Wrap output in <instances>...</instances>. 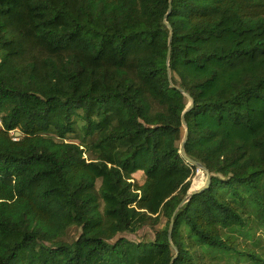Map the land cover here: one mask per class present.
I'll list each match as a JSON object with an SVG mask.
<instances>
[{
	"label": "trees",
	"instance_id": "trees-1",
	"mask_svg": "<svg viewBox=\"0 0 264 264\" xmlns=\"http://www.w3.org/2000/svg\"><path fill=\"white\" fill-rule=\"evenodd\" d=\"M169 8L0 0V264H264V0Z\"/></svg>",
	"mask_w": 264,
	"mask_h": 264
},
{
	"label": "water",
	"instance_id": "water-1",
	"mask_svg": "<svg viewBox=\"0 0 264 264\" xmlns=\"http://www.w3.org/2000/svg\"><path fill=\"white\" fill-rule=\"evenodd\" d=\"M171 6H172V0H170V8H169V12L171 11ZM168 17H169V13L165 16L164 18V22L165 24L170 28L171 32H170V37H169V51H168V55H167V62L169 63L170 61V55H171V42H172V39H173V29H172V25L168 22ZM168 75H169V78L171 79V71H170V68H168ZM179 90L184 93V95L187 97L188 99V104L186 106V109L184 110L183 114H182V123L184 125V127L187 128V122H186V119H185V115L186 113L194 106V99L193 97L187 93L184 89L178 87ZM187 136H188V130L186 129V134H185V138H184V141L181 145V152L182 154L187 158V161H189L191 164L197 166L198 168H200L201 170L205 171L207 173V179L205 181V184L200 187L199 189H190L189 193L184 197V199L181 201V203L178 205V207L176 208L175 212L173 213V216H172V220H171V224H170V228H169V237L171 238V234H172V230H173V226H174V217L177 213L178 210H180L184 204L186 202H188L190 200V198L192 197L193 194L195 193H198L200 191H202L203 189H205L206 187H208L211 183V179H212V176H211V173L209 171V169L203 165L201 162L189 157L186 153V150H185V144H186V141H187ZM176 254L175 256L173 257L172 261L170 264H173V261L174 259L176 258V256L178 255V248L173 244L172 245Z\"/></svg>",
	"mask_w": 264,
	"mask_h": 264
},
{
	"label": "rangeland",
	"instance_id": "rangeland-1",
	"mask_svg": "<svg viewBox=\"0 0 264 264\" xmlns=\"http://www.w3.org/2000/svg\"><path fill=\"white\" fill-rule=\"evenodd\" d=\"M68 140H76L78 141L76 138H74V135L71 134L68 136ZM202 177V183H201V187L205 184V181L207 179V173L203 170H201L200 168L196 171V174L194 175L193 179H192V185L191 188L194 189L193 185L194 182L199 178ZM133 178L134 180L143 183L145 180V174L143 171H138L136 173L133 174ZM101 184V180H98V187ZM190 188V189H191ZM164 224V220L160 225H157L155 228H150L148 226L142 228L136 235H127L133 239H141V240H145V241H150L151 239H153L155 237V231L159 228L162 227V225ZM259 231V230H258ZM257 231V232H258ZM80 232V229L78 227H72L69 231L67 240L72 241L75 237L78 236ZM222 264H226V260H222L221 261Z\"/></svg>",
	"mask_w": 264,
	"mask_h": 264
},
{
	"label": "bare ground",
	"instance_id": "bare-ground-1",
	"mask_svg": "<svg viewBox=\"0 0 264 264\" xmlns=\"http://www.w3.org/2000/svg\"><path fill=\"white\" fill-rule=\"evenodd\" d=\"M201 183H202V177L200 176L195 182H194V189H199L201 187Z\"/></svg>",
	"mask_w": 264,
	"mask_h": 264
},
{
	"label": "built area",
	"instance_id": "built-area-1",
	"mask_svg": "<svg viewBox=\"0 0 264 264\" xmlns=\"http://www.w3.org/2000/svg\"><path fill=\"white\" fill-rule=\"evenodd\" d=\"M0 125H1V118H0ZM11 134L13 135L14 139H19V137H20V132H18V131L13 130V131H11Z\"/></svg>",
	"mask_w": 264,
	"mask_h": 264
}]
</instances>
